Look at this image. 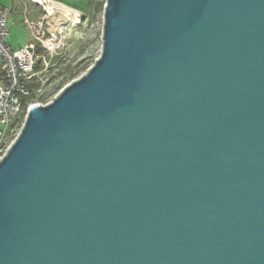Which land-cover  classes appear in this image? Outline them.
Listing matches in <instances>:
<instances>
[{
  "label": "water",
  "instance_id": "water-1",
  "mask_svg": "<svg viewBox=\"0 0 264 264\" xmlns=\"http://www.w3.org/2000/svg\"><path fill=\"white\" fill-rule=\"evenodd\" d=\"M102 39L0 159V264H264V0H106Z\"/></svg>",
  "mask_w": 264,
  "mask_h": 264
},
{
  "label": "rangeland",
  "instance_id": "rangeland-1",
  "mask_svg": "<svg viewBox=\"0 0 264 264\" xmlns=\"http://www.w3.org/2000/svg\"><path fill=\"white\" fill-rule=\"evenodd\" d=\"M24 1L25 2L20 0H0V5L7 8L9 11L7 23L9 35L7 42L13 49H20L26 46L30 41L35 42L37 46L42 45L41 40L44 37L43 35L33 38L30 29L24 23L25 12L31 19H34L43 14L42 7H39L38 4L36 5L32 0ZM61 1L67 2V0ZM93 1L96 2L97 0ZM98 1L103 2V6H105L106 0ZM88 2L89 0H86L84 3L74 1V5H68L79 11V21L77 24L72 23L71 25L62 26L73 19L72 17H69L70 19L67 18L65 14H60V19L53 20V23L60 20V23L58 22V31L56 30L55 32L56 39L53 43L54 46L51 47L57 49L58 54L54 55L49 60L48 69L44 70L42 74V83L46 84L47 93L43 96L35 95L33 102L42 104L51 102L66 85L85 74L101 55L104 7L94 18H91L89 11L86 10L89 5ZM42 48H44V46H42ZM43 53H45L44 49L38 51V54ZM81 62L89 66L77 74L75 78H70L63 82L66 76H62L60 70L64 69L68 64L76 66ZM25 114L26 113H24L19 120L20 123L18 122L12 130V138L1 143L2 152L0 159L7 153L11 144L18 137L25 122Z\"/></svg>",
  "mask_w": 264,
  "mask_h": 264
},
{
  "label": "built area",
  "instance_id": "built-area-1",
  "mask_svg": "<svg viewBox=\"0 0 264 264\" xmlns=\"http://www.w3.org/2000/svg\"><path fill=\"white\" fill-rule=\"evenodd\" d=\"M21 1L25 2L24 0ZM74 1L79 2L81 0ZM32 2L42 7L43 14L31 19L25 12L24 23L30 29L33 38L44 35L41 40L45 50L43 54L36 52L37 44L33 41L20 49H13L8 44L9 11L0 5V142L24 113H26V117L30 108L36 104H42L33 102V96H43L47 93L46 84L42 83V74L44 70L48 69L49 60L58 54L57 49L51 48L54 45L49 43L50 41L55 42L56 30L53 29L49 20L48 3H37L33 0ZM53 7L57 12L64 11L56 5ZM37 63L42 65L38 71L35 69ZM30 84L35 87L30 88ZM25 104L26 110L23 112ZM1 152L2 148L0 147V155Z\"/></svg>",
  "mask_w": 264,
  "mask_h": 264
},
{
  "label": "trees",
  "instance_id": "trees-1",
  "mask_svg": "<svg viewBox=\"0 0 264 264\" xmlns=\"http://www.w3.org/2000/svg\"><path fill=\"white\" fill-rule=\"evenodd\" d=\"M86 0H81V1H79L80 3H84ZM65 3H67L68 5H70V6H72V5H74L73 4V0H67V2L66 1H64ZM88 7L86 8V10L87 11H89V15H91L90 17L91 18H94L95 16H96V14L97 13H99L102 9H103V2H100V1H93V0H89V2H88ZM37 5V4H36ZM92 6V7H91ZM41 49H44V48H42V45H39V46H37V49H36V52L38 53V51H40ZM89 65L88 64H83L82 62L81 63H78L76 66H73L72 64H68L64 69H62V70H60V72H61V75L62 76H66L64 79H63V82L65 81V80H67V79H73V78H75L76 77V75L77 74H79L81 71H83V70H85L87 67H88ZM42 68V65L40 64V63H37L36 64V66H35V69L38 71V70H40ZM30 86V88H34L35 86L34 85H32V84H30L29 85ZM35 96H33V98H34ZM25 110H26V104H25V106H24V110H23V112H25ZM22 121V120H21ZM19 122V121H18ZM18 122L17 123H15V124H13L12 125V127L7 131V133L5 134V136L3 137V139H2V141L0 142V147H1V143L3 142V141H5V140H7V139H10V138H12V136H11V129L13 130L14 129V127L18 124ZM20 123V122H19ZM2 148V147H1Z\"/></svg>",
  "mask_w": 264,
  "mask_h": 264
},
{
  "label": "bare ground",
  "instance_id": "bare-ground-1",
  "mask_svg": "<svg viewBox=\"0 0 264 264\" xmlns=\"http://www.w3.org/2000/svg\"><path fill=\"white\" fill-rule=\"evenodd\" d=\"M35 1L37 3H40V2L41 3H48L47 4L48 5L47 7H48L49 12H50L49 20L51 21V23H53V20H55V19H60V14H65L67 16V18H69V17H72L73 18L72 20L68 21V23L63 24L62 26L71 25L72 23H78V21H79V18H78L79 17V15H78L79 14V11L76 8H74V7H69L67 4L62 3V2H58L56 0L55 1L54 0H35ZM54 5H56L58 7H61L64 11L63 12L62 11L57 12L55 10V8L53 7ZM71 14H72V16H71ZM59 21L60 20H58V22ZM58 22H55V23L52 24L53 29L54 30H57V31H58ZM49 43H50V45L53 44L52 41H50Z\"/></svg>",
  "mask_w": 264,
  "mask_h": 264
},
{
  "label": "crops",
  "instance_id": "crops-1",
  "mask_svg": "<svg viewBox=\"0 0 264 264\" xmlns=\"http://www.w3.org/2000/svg\"><path fill=\"white\" fill-rule=\"evenodd\" d=\"M21 1V0H20ZM55 1V0H54ZM56 1H58V2H62V3H65L64 1H61V0H56ZM66 4V3H65ZM68 5V4H67Z\"/></svg>",
  "mask_w": 264,
  "mask_h": 264
}]
</instances>
